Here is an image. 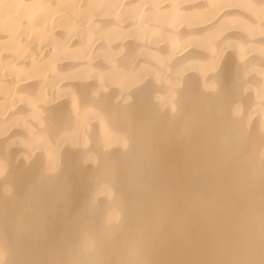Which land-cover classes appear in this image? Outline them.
<instances>
[{"label": "bare ground", "instance_id": "1", "mask_svg": "<svg viewBox=\"0 0 264 264\" xmlns=\"http://www.w3.org/2000/svg\"><path fill=\"white\" fill-rule=\"evenodd\" d=\"M0 264H264V0H0Z\"/></svg>", "mask_w": 264, "mask_h": 264}]
</instances>
